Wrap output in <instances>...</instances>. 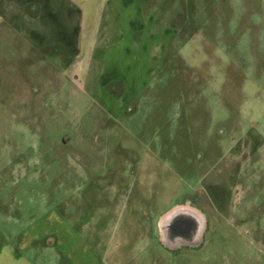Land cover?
I'll use <instances>...</instances> for the list:
<instances>
[{"label":"rangeland","instance_id":"obj_1","mask_svg":"<svg viewBox=\"0 0 264 264\" xmlns=\"http://www.w3.org/2000/svg\"><path fill=\"white\" fill-rule=\"evenodd\" d=\"M70 2L77 56L4 39L0 12V244L59 215L116 264H264V0ZM164 38L113 113L99 76L111 98L143 88ZM185 204L200 246L167 251L158 219Z\"/></svg>","mask_w":264,"mask_h":264},{"label":"crops","instance_id":"obj_2","mask_svg":"<svg viewBox=\"0 0 264 264\" xmlns=\"http://www.w3.org/2000/svg\"><path fill=\"white\" fill-rule=\"evenodd\" d=\"M28 3L34 5L31 11L24 9ZM0 12L5 29L15 32L14 35L5 33L4 39L7 36L23 39L26 43L25 47L30 50L61 45L69 55L80 54L76 52L78 37H80V17L77 13L79 10L73 4L71 5L70 0H2ZM153 44L158 49L159 55L149 56L146 69L147 79L143 88H135L133 92L134 86L128 89L124 87L122 95L111 98L106 95L105 87H108L110 79L119 77L116 75L112 77L110 72L112 67L105 71L106 76H99L100 87L104 90L100 92L103 93V99L106 105L109 104V110L113 113L120 110L121 101L126 99L128 103H133L142 94L141 92L152 84L153 75L163 65L168 50L165 38ZM93 45L94 41L89 44L90 48ZM128 50L129 48L125 52ZM102 57L98 51L93 55V59L90 58V61H100ZM119 80L124 82V77ZM145 121L150 123L152 120L146 119ZM201 212L202 210L193 204H185L175 205L161 214L158 219V225L161 228L159 245L167 251L178 250L182 247L194 250L199 247L206 219ZM62 219L63 217L59 215L49 218L45 215L38 217L36 221L20 231L14 232L13 227L6 230V239L2 238L0 244V264L117 263L113 261L115 252L97 250L96 246L87 242V238H80L77 230L68 223H64ZM10 232L14 233L13 239L7 237ZM98 245H102L101 242H98Z\"/></svg>","mask_w":264,"mask_h":264}]
</instances>
